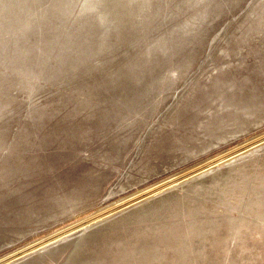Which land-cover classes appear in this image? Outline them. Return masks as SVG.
Segmentation results:
<instances>
[{
    "label": "rangeland",
    "instance_id": "374dc122",
    "mask_svg": "<svg viewBox=\"0 0 264 264\" xmlns=\"http://www.w3.org/2000/svg\"><path fill=\"white\" fill-rule=\"evenodd\" d=\"M0 264H264V0H0Z\"/></svg>",
    "mask_w": 264,
    "mask_h": 264
},
{
    "label": "bare ground",
    "instance_id": "6f19581e",
    "mask_svg": "<svg viewBox=\"0 0 264 264\" xmlns=\"http://www.w3.org/2000/svg\"><path fill=\"white\" fill-rule=\"evenodd\" d=\"M84 237H86V236H84ZM78 241H79V240H78ZM80 242H81V241H80ZM77 243H78V242H77ZM77 243H76V244H77ZM77 246H78V244H77V245H75V247H77ZM73 249H74V248H73ZM72 252H73V251H72ZM68 260H69V259H68Z\"/></svg>",
    "mask_w": 264,
    "mask_h": 264
}]
</instances>
